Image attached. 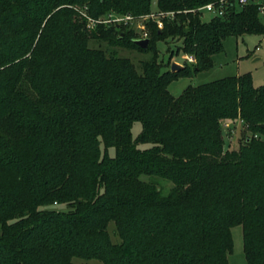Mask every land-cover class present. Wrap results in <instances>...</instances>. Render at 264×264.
I'll list each match as a JSON object with an SVG mask.
<instances>
[{
    "label": "trees",
    "instance_id": "1",
    "mask_svg": "<svg viewBox=\"0 0 264 264\" xmlns=\"http://www.w3.org/2000/svg\"><path fill=\"white\" fill-rule=\"evenodd\" d=\"M217 1L157 0L175 15L147 23L143 50L129 25L89 29L82 12L141 18L152 0H0V264H228L236 226L246 264H264V85L246 73L169 91L212 69L227 38L264 36L257 4L209 22L192 12ZM169 38L182 41L169 60L194 65L162 72L152 58L139 72L87 46L149 54ZM235 119L260 139L230 153L220 122ZM53 204L71 210L39 209Z\"/></svg>",
    "mask_w": 264,
    "mask_h": 264
},
{
    "label": "rangeland",
    "instance_id": "2",
    "mask_svg": "<svg viewBox=\"0 0 264 264\" xmlns=\"http://www.w3.org/2000/svg\"><path fill=\"white\" fill-rule=\"evenodd\" d=\"M157 0H152L150 13L158 12ZM203 22H209L211 18L208 15H202ZM262 22L264 24V15H261ZM150 21H138L130 24L128 28L133 30L134 36L137 39H142V34L148 33L147 23ZM155 23V21H152ZM128 26V25H127ZM88 28V26H87ZM86 26L85 29L87 30ZM182 41L177 39L169 38L163 41L154 42L152 45V52L145 54L138 50L130 49L125 46H115L109 45L106 42H98L94 40L88 41V47L91 49L99 50L105 53L107 56H114L116 58L127 59L131 62L139 72L141 71L140 63L145 61H150L152 58L160 65L161 71L164 72L170 69L171 63H176L179 66L184 64L194 65L187 61L186 54H180L179 56H174L169 60L171 54H175L176 48L181 46ZM224 51L220 54H216L213 57L214 67L208 71L200 72L199 74L191 78H183L178 81L173 82L169 86L170 93L177 97L187 86H199L201 84L211 83L215 80L222 78H229L231 76H241L248 73L253 81V86L255 88L262 87L264 85V36L257 35H245L243 37H230L223 42ZM190 57V56H189ZM254 58H258L259 61L253 62ZM220 127L222 129V141L224 144V150L227 152H237L241 146L245 143L244 141L248 138H254L259 140L258 134H254L247 131L243 123L239 119L232 121L222 120L220 122ZM133 139L140 132V124H134L132 127ZM102 147V146H101ZM151 146L145 144H138V148L143 150L150 148ZM103 152V147L101 148ZM108 155L114 156V149L108 150ZM145 182H152L159 189L162 190L163 194H168L169 190L173 186L172 182H168L162 178H148L146 176L140 177ZM40 210H55L57 212H69L71 210L66 204L61 205H48L39 208ZM108 236L110 242L114 244H119V239L116 234V227L112 222L108 225ZM241 226H236L231 230V236L233 238V251L231 255L228 256V264H246L244 254L242 253L243 238L241 236ZM75 264H102L97 260L84 261V260H74Z\"/></svg>",
    "mask_w": 264,
    "mask_h": 264
},
{
    "label": "built area",
    "instance_id": "3",
    "mask_svg": "<svg viewBox=\"0 0 264 264\" xmlns=\"http://www.w3.org/2000/svg\"><path fill=\"white\" fill-rule=\"evenodd\" d=\"M251 4H257L259 5L258 7V13L259 14H264V1L263 0H219L217 2L209 3L206 4L202 7L197 8L196 11L192 12H198L200 16L202 17L203 14L208 15L211 20L213 18H223L226 13L228 12L229 9L231 8H238V9H243L244 7L251 5ZM174 13L172 12H167L166 14L158 12H152L149 15L141 18H133L130 15H118L116 13H109L107 15H104L103 17H100L96 20L91 19L90 17L86 16L85 13L82 12V16L85 18L87 22V26L89 29H94L98 25H119V24H125V25H130L138 21H155L156 27L158 30L163 29V22L161 19L163 18H169L172 19L174 18ZM143 38L142 39H147L148 36L146 33L142 34ZM187 61L189 63H193L194 60L192 56H187Z\"/></svg>",
    "mask_w": 264,
    "mask_h": 264
},
{
    "label": "water",
    "instance_id": "4",
    "mask_svg": "<svg viewBox=\"0 0 264 264\" xmlns=\"http://www.w3.org/2000/svg\"><path fill=\"white\" fill-rule=\"evenodd\" d=\"M134 43L139 48L145 50L148 47L150 41H149V39H136ZM170 67H171L170 71L173 72V73L174 72H178V71H180L183 68L182 66H179L176 63H171Z\"/></svg>",
    "mask_w": 264,
    "mask_h": 264
},
{
    "label": "crops",
    "instance_id": "5",
    "mask_svg": "<svg viewBox=\"0 0 264 264\" xmlns=\"http://www.w3.org/2000/svg\"><path fill=\"white\" fill-rule=\"evenodd\" d=\"M257 61H259L258 58H254V59H253V62H257Z\"/></svg>",
    "mask_w": 264,
    "mask_h": 264
}]
</instances>
